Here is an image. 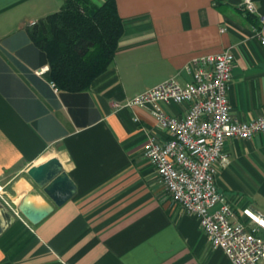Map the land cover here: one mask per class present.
<instances>
[{"label":"crops","instance_id":"crops-1","mask_svg":"<svg viewBox=\"0 0 264 264\" xmlns=\"http://www.w3.org/2000/svg\"><path fill=\"white\" fill-rule=\"evenodd\" d=\"M254 1L264 15V0ZM62 3L0 0V264H232L143 156L148 136L165 141L167 132L147 108L116 105L172 77L185 83L190 59L229 49L231 113L243 121L260 114L264 44L238 0H115L123 32L114 57L74 92L54 89L49 68L39 73L48 64L30 37ZM162 108L182 117L187 106ZM225 149L218 191L239 218L245 207L264 214V133L229 139ZM52 155L76 193L31 224L15 212L18 204L42 209L50 201L26 170Z\"/></svg>","mask_w":264,"mask_h":264},{"label":"built area","instance_id":"built-area-1","mask_svg":"<svg viewBox=\"0 0 264 264\" xmlns=\"http://www.w3.org/2000/svg\"><path fill=\"white\" fill-rule=\"evenodd\" d=\"M237 7L255 15L262 27L264 15L254 0H238ZM253 33L264 44L261 28L253 27ZM234 60L229 49L195 56L185 66V83L172 77L116 106L147 108L167 132L165 141L148 136L143 156L171 199L197 217L210 246L222 249L232 264H264V214L245 207L239 218L215 184L218 168L229 163L226 142L264 133V109L247 121L231 113L227 93ZM47 70L44 66L39 73ZM163 103L186 104V112L182 117L170 115ZM3 192L0 186V201L6 202Z\"/></svg>","mask_w":264,"mask_h":264},{"label":"trees","instance_id":"trees-1","mask_svg":"<svg viewBox=\"0 0 264 264\" xmlns=\"http://www.w3.org/2000/svg\"><path fill=\"white\" fill-rule=\"evenodd\" d=\"M260 29L255 15L247 14ZM123 32L115 0H63L60 9L39 19L30 30L44 53L49 77L64 91H81L112 61Z\"/></svg>","mask_w":264,"mask_h":264},{"label":"water","instance_id":"water-1","mask_svg":"<svg viewBox=\"0 0 264 264\" xmlns=\"http://www.w3.org/2000/svg\"><path fill=\"white\" fill-rule=\"evenodd\" d=\"M26 174L50 201L42 209L32 208L26 200L18 204V212L31 224L41 221L53 210L54 206L63 205L76 193V185L55 155L31 165L26 170Z\"/></svg>","mask_w":264,"mask_h":264},{"label":"rangeland","instance_id":"rangeland-1","mask_svg":"<svg viewBox=\"0 0 264 264\" xmlns=\"http://www.w3.org/2000/svg\"><path fill=\"white\" fill-rule=\"evenodd\" d=\"M93 1H95V2H100V1H102V0H93Z\"/></svg>","mask_w":264,"mask_h":264}]
</instances>
